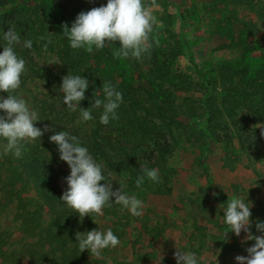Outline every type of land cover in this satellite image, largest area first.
<instances>
[{"label": "rangeland", "instance_id": "374dc122", "mask_svg": "<svg viewBox=\"0 0 264 264\" xmlns=\"http://www.w3.org/2000/svg\"><path fill=\"white\" fill-rule=\"evenodd\" d=\"M106 3L14 0L0 6V52L6 43L3 32L9 28L20 34L21 42L33 41L32 49L16 46L26 71L20 88L11 94L38 112L37 127L48 129L41 139L25 145L24 153L53 157L55 185L66 190L70 169L49 141L52 129L67 128L82 145L92 140L96 127L102 135L111 134L114 163L103 158L98 162L113 190L122 187L142 200L144 208L141 216L134 217L112 203L101 215L80 219L81 230L111 228L120 240L99 257L88 251L83 264H176L175 253L180 250L197 253L202 264H236L235 257L247 255L245 248L254 242L242 244L243 233L238 238L229 232L224 239L230 229L220 205L232 197L250 203L254 234L260 235L257 220H264V137L243 146L245 133L241 124L234 123L255 111L259 122L249 127L264 133V0H155L159 24L151 34L150 53L140 60L114 58L115 43L92 52L69 46L62 26L70 27L81 8ZM145 4L151 6L153 0ZM189 49L200 68L209 70L210 83L197 76ZM53 58L60 63L49 64ZM68 73L89 81L81 102L84 109L94 104L93 94L103 81L115 84L123 95L119 118L102 125V109L90 108L93 119L81 123L79 110L70 111L62 104L59 88ZM98 98L104 99L103 92ZM48 117L55 127L46 125ZM8 155L13 158L3 155L0 147V163ZM126 165L155 168L160 182L145 180L137 188ZM19 187L22 201L0 189V264H11L17 256L23 264H38L25 256L23 246L37 240L33 236L37 203L44 205L45 220L52 212L40 187L34 183Z\"/></svg>", "mask_w": 264, "mask_h": 264}, {"label": "clouds", "instance_id": "9594fccd", "mask_svg": "<svg viewBox=\"0 0 264 264\" xmlns=\"http://www.w3.org/2000/svg\"><path fill=\"white\" fill-rule=\"evenodd\" d=\"M157 7L155 0L151 6L146 5L145 0H107L106 5L79 13L70 27L64 24L63 35L74 50L92 52L105 48L106 44L115 43L118 47L113 50L114 58L140 60L150 53L151 34L159 24L154 14V8ZM2 39L6 43L2 44L3 51L0 52V92L8 95L7 98L0 96V113H3L0 115V141H6L0 147L3 155L12 154L19 158L25 145L37 138L41 139L48 129L37 127L36 123L41 121L38 112L30 108L24 98L11 94L20 88L21 77L26 71V61L17 54L16 46L32 49L33 41L21 42L20 34L13 28L3 32ZM44 47L46 49L47 44ZM53 63L60 62L53 58L49 64ZM88 88L86 77L68 73L62 78L59 88L63 94L62 104L70 111L79 110L81 123L93 119L90 108L102 109L99 116L102 125L106 126L118 119L117 110L123 103V95L118 87L112 82L103 81L102 87L93 94L94 104L84 109L81 102L86 99ZM100 92H103V100L98 98ZM52 131L49 141L56 145L60 161L65 162L70 169V174L65 177L67 189L60 201L78 213L81 221L88 215L92 218L93 214L101 215L102 210L112 203L120 205L122 210L134 217L142 215L143 201L135 195H129L122 187L114 191L104 175L102 164L76 136L65 130ZM160 179L157 169L143 167V175H138L136 186L140 188L145 180L158 183ZM220 208L223 209V222L230 229L224 234V239L229 232L238 238L243 233L242 244L254 242L245 248L247 255L235 257L236 264H264V220L258 219L255 223V230L260 233L257 235L252 230L250 203L240 197H232ZM76 239L81 252L87 250L97 257L104 249H115L120 244L111 228L105 231L94 229L82 234L78 232ZM175 257L176 264H202L203 260L192 251H177Z\"/></svg>", "mask_w": 264, "mask_h": 264}, {"label": "trees", "instance_id": "16d2710c", "mask_svg": "<svg viewBox=\"0 0 264 264\" xmlns=\"http://www.w3.org/2000/svg\"><path fill=\"white\" fill-rule=\"evenodd\" d=\"M13 1L14 0H0V6H5ZM91 9L85 10L81 8L78 14ZM183 38L186 40L185 37ZM38 40L40 41L41 39ZM189 60L194 65L197 76L201 80L210 83L209 70L200 68L190 49ZM262 76L264 77V73H262ZM251 112L250 114H246L242 119L239 118L234 120L235 124H241L239 127H242L243 133H245V136L241 137L243 138V146H246V142L252 145L256 138L264 137V135L261 136L262 133L257 127L255 130L250 129V124L258 123V117L260 116L259 113H255V111ZM45 122L46 125L51 124L49 127H55L54 121H52V119L50 120L49 117ZM64 130L68 131L67 128ZM100 130L99 127H96L91 133V136H93L91 138L92 140L87 141L84 145L89 149L97 161L103 158L114 163L110 151L113 144L112 137L110 136L111 134L102 135ZM243 149H248V147H243ZM22 154L25 156L21 155L19 158L14 155L13 158H11L10 155H8L6 161L0 163V189L11 194V198L18 196L17 198H21L22 201L23 197L21 194H17L20 191H16L18 188H21L19 185L30 186L34 183L35 186L42 189L43 192L41 197L43 198V196H45L46 205L52 210L49 220H45V215L43 213L44 205H39V203H37L38 205L35 207V212L37 213L38 221L33 229V236H37V240L32 244H24L23 249L26 252L25 256L38 264H83L88 251H80L76 235L78 232L82 234L86 231H84V229L81 230V221L78 213L68 208L60 201L63 195L62 192L65 190L55 185L56 177L54 175L57 171L53 161L54 158L49 157L48 159L47 157L37 158L30 155L27 156L24 150ZM2 170L5 171L3 174L1 172ZM125 170H130L131 176L136 179L138 175H143V167L140 166L134 168L126 165ZM209 176V173H207L208 180L210 179ZM146 181L148 182V180ZM88 226L87 228L92 227L90 224H88ZM22 260L23 258L17 256L11 264H23Z\"/></svg>", "mask_w": 264, "mask_h": 264}]
</instances>
